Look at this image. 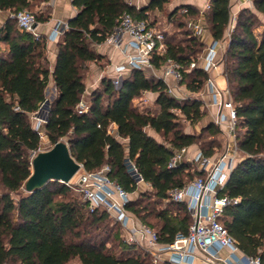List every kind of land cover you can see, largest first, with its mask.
<instances>
[{
  "label": "trees",
  "instance_id": "obj_1",
  "mask_svg": "<svg viewBox=\"0 0 264 264\" xmlns=\"http://www.w3.org/2000/svg\"><path fill=\"white\" fill-rule=\"evenodd\" d=\"M40 1L0 0V9L12 13L0 27V264H153L148 251L133 249L135 244L121 236L119 221L103 208L90 210L70 184L51 180L34 192L21 189L32 173L33 153L42 143L31 116L46 101L52 76L57 96L46 108L44 124L50 143L66 138L71 154L86 171L110 165L111 176L131 196L139 183L134 168L152 186L154 198L151 194L132 197L129 211L155 228L161 243L188 233L191 214L185 203L170 199L169 192L183 187L200 170L191 160L174 167L169 160L176 148L197 145L206 156L223 149L224 143L218 140L223 131L215 122L198 132L184 129V120L195 126L204 118V102L197 95H174L162 76L148 74L146 68L129 69L119 86L112 76H105L100 86L86 94L87 64L106 59L95 46L107 40L118 18L129 12L156 27V22L149 21L150 11L163 10L171 0H150L144 6L133 0H72L77 14L60 35L52 70L47 38L20 29L13 16ZM231 7V0H210V6L201 11L182 2L170 16L184 36L163 31L164 46L154 53L152 65L161 70L169 61L177 63L182 72L180 84L197 94L210 73L190 65L199 61L207 44L194 34L188 20L204 12L214 40H228L222 62L237 108V140L243 156L221 191L238 200L225 207L221 220L240 250L264 264V31H254L256 12L264 15V0H254L255 10H239L226 39ZM34 13L37 22L51 17L49 9ZM146 91L158 94L157 109L140 104ZM81 103L87 104V111L80 112ZM14 192L20 194L19 199ZM151 215L160 220L158 227L148 220ZM111 237L118 239L119 253L109 246Z\"/></svg>",
  "mask_w": 264,
  "mask_h": 264
},
{
  "label": "built area",
  "instance_id": "obj_2",
  "mask_svg": "<svg viewBox=\"0 0 264 264\" xmlns=\"http://www.w3.org/2000/svg\"><path fill=\"white\" fill-rule=\"evenodd\" d=\"M238 2L248 3L254 0ZM209 6L210 0H207L204 9ZM183 11L188 12V8ZM13 16L20 29L32 32L37 38L42 35L37 29V17L33 11L22 9ZM117 21L106 42L119 48L125 57L123 62L115 66L112 76L114 84L119 86L129 69L153 67L152 57L163 48L165 34L156 27L149 26L146 20L134 18L129 12L123 13ZM67 26L68 24H57L54 28L55 35L60 36ZM188 26L200 37L206 31L202 18H190ZM125 35L129 36V40L123 46ZM218 42L214 41L208 46V53L202 57V63L192 61L190 67L201 66L207 71L215 67ZM168 63L169 69L162 77L168 83L169 91L177 96L176 89L182 80V72L177 63ZM168 79L174 82L171 83ZM207 83L213 95V103L218 106L215 123L227 134L223 149L213 156H206L201 150H197L188 157L190 147L176 148L169 160L170 167L191 160L200 170L183 187L173 188L169 192L170 199L185 203L191 214L192 222L187 234H178L171 243H161L157 230L141 222L129 211L128 205L132 196L111 176V167L108 164L93 171H79L75 175L74 185L90 210L103 208L122 224L127 242L144 245L146 251L152 255L153 264H262L259 257L246 255L240 250L236 238L221 221L225 207L238 200L222 194L221 191L231 171L243 156V151L237 140V108L232 98L225 97V94L230 95L229 89L220 88L211 77ZM87 109L86 103L80 104V112ZM36 117L39 120L36 128L40 129L41 120L46 121L43 109ZM133 174L139 181L142 180L134 168Z\"/></svg>",
  "mask_w": 264,
  "mask_h": 264
},
{
  "label": "crops",
  "instance_id": "obj_3",
  "mask_svg": "<svg viewBox=\"0 0 264 264\" xmlns=\"http://www.w3.org/2000/svg\"><path fill=\"white\" fill-rule=\"evenodd\" d=\"M186 3H191L198 7L201 11L204 10L206 6L207 0H184ZM232 7L231 11L237 12L244 6H239L238 0H231ZM42 9H49L51 13V17L46 22H38L37 29L38 31L44 35L47 38V57L50 62V68L53 69V66L55 64L57 54H58V41L60 36H56L54 33V28L57 24H67L71 18H73L77 14V9L73 5L72 0H42L37 5V10ZM12 13L9 11H3L0 9V27L4 24V22L8 19L9 16H11ZM263 15V14H262ZM264 16V15H263ZM201 39L206 42V48L204 49L201 57H200V63L203 61V56L208 53V46L212 44L215 40L211 34V32L206 27V31L201 36ZM129 40V36L125 35L123 39V46L127 43ZM225 41H219L218 42V56H217V65L209 70L210 77L215 80L217 85L222 89L228 88V82L227 78L224 74V64L222 60L220 59V53L221 49L224 46ZM2 48H4L3 45H1ZM96 49L98 52L106 56L107 62H89L87 65L89 66L88 73L86 76V94L92 92L95 88L100 86L102 79L105 76H113L115 73L114 68L117 64L124 61L125 57L123 52L113 46L112 44L108 42H103L100 44H96ZM150 71V74L154 73L156 75L159 74V70H156L154 67H147ZM169 82L173 83L174 81L172 79H168ZM182 87V86H181ZM180 89L183 90V88L176 89V94L179 97H183L180 93ZM46 96L47 99L54 100L57 96V88L54 83V79L51 76L49 85L46 90ZM158 94L156 92L152 91H146L143 93L142 98L140 99V104H142L144 107H150L157 109L156 99ZM197 96L204 102V107L206 108V115L202 119L203 121L206 119L205 124L206 125L210 122H215V118L217 116L218 106L213 103V95L210 92V88L208 83H205V86L203 89L197 93ZM226 98H231V95L225 94ZM113 130L116 129V125H113ZM223 131V130H222ZM148 132L157 138H159V135L155 130L152 128H148ZM225 138H227V134L225 131L222 133ZM127 140H125V143ZM198 150V147L191 146L189 148L188 157H191L196 151ZM218 152L215 154L217 155ZM226 251V250H225ZM227 252V251H226Z\"/></svg>",
  "mask_w": 264,
  "mask_h": 264
},
{
  "label": "rangeland",
  "instance_id": "obj_4",
  "mask_svg": "<svg viewBox=\"0 0 264 264\" xmlns=\"http://www.w3.org/2000/svg\"><path fill=\"white\" fill-rule=\"evenodd\" d=\"M149 1L150 0H133V2L136 3L138 6H144V5L148 4ZM182 2H184V0H171L170 2H168L165 5V8L163 10H153V11H150V13H149V21L150 22H152V21L153 22H156V25L155 26H156V28L158 30H161V31H166L167 30V31H169V34H172V33L176 32V31H178V37L179 38L180 37L182 38L184 35L181 34V30H178L175 27V24H174V22H172L171 16H170L171 12L176 7H178L180 4H182ZM238 3H239V6H244V7H248V8H251V9L255 10V8H254V2H248V3L247 2H242V3L241 2H238ZM244 7H242V8H244ZM29 10L30 11H33V12H36L37 6H34L31 9H29ZM203 13L204 12H200V16H196L194 18L195 19L202 18L203 23L206 26L207 23H206L205 17L203 16ZM238 14H239V11H237V12L231 11V21H230V24H229V26L227 28V31H226V39L229 38L231 32L233 31V29H234V27L236 25ZM254 19H255V23H256L255 24V27H254V31L257 34H261L264 31V16L261 13L256 12V16H255ZM227 46H228V40L225 41L224 46L221 49V53H220V59L221 60H222L223 54H224ZM103 62L106 63L107 62V58ZM169 66H170L169 63H167V64H165V65L162 66V69L159 70L160 76H162L163 73L166 72L169 69ZM146 72L148 74H150V71L148 70V68H146ZM178 86H179L178 88H183V90L180 89V93L183 96V98L186 97V96H190V95H192V96L197 95V94H194L191 91L187 90L186 86L183 83L179 84ZM43 114H44L45 117H47L46 108L43 109ZM36 115H38V113L37 114H32V116H31L32 122L35 125V127L37 126V124L39 122V120L36 117ZM40 118H43V117H40ZM45 122L46 121H44V120H41V122H40L41 123L40 124V131H41V134H42V143H41L40 150H46V149H49L50 147L53 146L50 143L48 136L45 134V131H44V124H45ZM205 122H206V119L204 121L201 120L198 124H196L195 126H192L188 121L184 120L183 121L184 129L187 130V131L198 132L201 129V127L204 126L203 124H205ZM64 140H66V138ZM218 140H221L224 143L225 140H226V138L224 137L223 134L222 135L220 134V135H218ZM194 146L198 147L197 145H194ZM198 150H199V148H198ZM219 152H221V150ZM83 169L84 168H82L80 170V172H82ZM197 174H198V171L194 172V176H196ZM75 178H76V176L69 182V184L73 187V189H74V191L76 193H80L81 194V192H79L76 189L75 185H74L75 184L74 183ZM21 192H24V188L23 187L21 189ZM141 194H146L147 196H149L151 194L152 195L151 198L152 199L154 198L152 186L149 183L144 182L143 180L139 181V183H138V190L132 194V197L134 199H138V198H140V195ZM13 196L16 199H19L20 194L14 192L13 193ZM81 196H82V194H81ZM146 200L148 201V199H146ZM148 220L150 222H152L156 227H158L159 224H160V220L155 215L149 216L148 217ZM111 226H112V223H111ZM115 231H116V228H113L112 229V233L115 232ZM121 236H123V238L126 240V235H125L124 232L121 233ZM132 244H135L134 245L135 248H133V249L139 250V252L140 251L141 252H145L146 251V248L144 247V245L140 244L139 242H132ZM109 246L111 247V249H113V250L115 249L118 253L120 252V248H118V239H113V237H111V241L109 243ZM132 252H134V251H132ZM75 261H78V260L75 259Z\"/></svg>",
  "mask_w": 264,
  "mask_h": 264
},
{
  "label": "water",
  "instance_id": "obj_5",
  "mask_svg": "<svg viewBox=\"0 0 264 264\" xmlns=\"http://www.w3.org/2000/svg\"><path fill=\"white\" fill-rule=\"evenodd\" d=\"M49 103L50 100L46 99L41 110L47 108ZM82 168L83 164L71 154L68 142L59 139L49 149L33 153L32 173L26 179L24 189L34 192L51 180L69 183Z\"/></svg>",
  "mask_w": 264,
  "mask_h": 264
}]
</instances>
